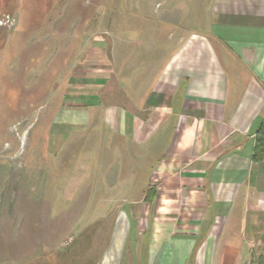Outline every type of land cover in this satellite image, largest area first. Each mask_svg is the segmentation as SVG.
Masks as SVG:
<instances>
[{"label": "rangeland", "instance_id": "374dc122", "mask_svg": "<svg viewBox=\"0 0 264 264\" xmlns=\"http://www.w3.org/2000/svg\"><path fill=\"white\" fill-rule=\"evenodd\" d=\"M174 5L184 0H0V264H103L122 211L134 230L110 264H142L159 133L128 142L104 105L135 108L147 65L168 55L158 18ZM91 97L85 127L56 137L60 109Z\"/></svg>", "mask_w": 264, "mask_h": 264}, {"label": "crops", "instance_id": "0c3cea01", "mask_svg": "<svg viewBox=\"0 0 264 264\" xmlns=\"http://www.w3.org/2000/svg\"><path fill=\"white\" fill-rule=\"evenodd\" d=\"M158 20L170 26L158 40L168 55L147 65L153 73L135 108L107 104L103 115L140 146L159 133L142 264H264V150L254 156L264 133V0H184ZM94 98L60 109L56 137L66 125L85 127ZM141 152L144 161L150 153ZM122 212L103 264L134 230Z\"/></svg>", "mask_w": 264, "mask_h": 264}, {"label": "trees", "instance_id": "16d2710c", "mask_svg": "<svg viewBox=\"0 0 264 264\" xmlns=\"http://www.w3.org/2000/svg\"><path fill=\"white\" fill-rule=\"evenodd\" d=\"M263 150H264V133L261 134V136L257 137V142L254 147V156L259 157ZM148 192L145 198H147L148 196L152 197L155 193L154 190H151L149 193Z\"/></svg>", "mask_w": 264, "mask_h": 264}]
</instances>
